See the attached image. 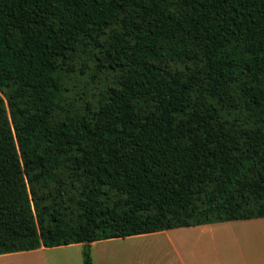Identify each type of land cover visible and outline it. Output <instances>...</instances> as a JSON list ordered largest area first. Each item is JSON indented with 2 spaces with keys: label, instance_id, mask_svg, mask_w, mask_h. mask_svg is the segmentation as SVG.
<instances>
[{
  "label": "trees",
  "instance_id": "1",
  "mask_svg": "<svg viewBox=\"0 0 264 264\" xmlns=\"http://www.w3.org/2000/svg\"><path fill=\"white\" fill-rule=\"evenodd\" d=\"M264 218V0H0V255Z\"/></svg>",
  "mask_w": 264,
  "mask_h": 264
},
{
  "label": "rangeland",
  "instance_id": "2",
  "mask_svg": "<svg viewBox=\"0 0 264 264\" xmlns=\"http://www.w3.org/2000/svg\"><path fill=\"white\" fill-rule=\"evenodd\" d=\"M250 222V221H249ZM94 242L92 264H264V219ZM239 223H246L240 224ZM86 245L0 256V264H84Z\"/></svg>",
  "mask_w": 264,
  "mask_h": 264
},
{
  "label": "crops",
  "instance_id": "3",
  "mask_svg": "<svg viewBox=\"0 0 264 264\" xmlns=\"http://www.w3.org/2000/svg\"><path fill=\"white\" fill-rule=\"evenodd\" d=\"M262 219H264V218H259V219H251V220H244V221H231V222H224V223H216V224H229V223H232V224H234L235 222L237 223V222H249V223H252V222H257V221H259V220H262ZM240 224H246V223H239L238 225H240ZM208 225H212V224H208ZM202 226H205V225H201V226H196V227H202ZM189 228H195V227H189ZM178 229H183V228H178ZM172 230H176V229H172ZM168 231V230H167ZM163 232H165V231H163ZM162 233V232H161ZM154 234V233H153ZM146 235H148V234H146ZM140 236H145V235H140ZM133 237H139V236H133ZM129 238H132V237H129ZM114 240V239H113ZM115 240H117V239H115ZM0 256H5V255H0ZM251 264H253V263H251ZM254 264H259V263H254Z\"/></svg>",
  "mask_w": 264,
  "mask_h": 264
}]
</instances>
